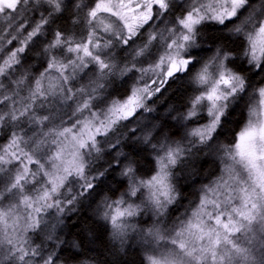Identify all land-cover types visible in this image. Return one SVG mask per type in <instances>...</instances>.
<instances>
[{"label": "clouds", "instance_id": "1", "mask_svg": "<svg viewBox=\"0 0 264 264\" xmlns=\"http://www.w3.org/2000/svg\"><path fill=\"white\" fill-rule=\"evenodd\" d=\"M262 28L264 0H0V264H264Z\"/></svg>", "mask_w": 264, "mask_h": 264}, {"label": "snow or ice", "instance_id": "2", "mask_svg": "<svg viewBox=\"0 0 264 264\" xmlns=\"http://www.w3.org/2000/svg\"><path fill=\"white\" fill-rule=\"evenodd\" d=\"M2 2L8 3L9 7L14 6L15 0H2ZM236 3V0H233ZM98 7H104L105 10L110 11L111 9L107 5L101 3ZM126 11H131V9H126ZM253 49L255 50L259 47L261 50H264V28L260 30V33L253 40ZM227 82V81H226ZM261 95H264V90H262ZM211 98V94H210ZM258 134L257 129L252 126L243 130L236 144L239 155L242 158H246L248 163L253 167H256L257 153L255 149V138ZM259 135L261 138H264V128L259 130Z\"/></svg>", "mask_w": 264, "mask_h": 264}]
</instances>
